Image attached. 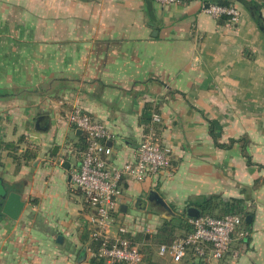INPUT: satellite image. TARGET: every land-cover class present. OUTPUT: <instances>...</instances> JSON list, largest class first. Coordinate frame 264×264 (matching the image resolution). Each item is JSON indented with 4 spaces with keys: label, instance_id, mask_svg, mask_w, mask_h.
Masks as SVG:
<instances>
[{
    "label": "crops",
    "instance_id": "obj_1",
    "mask_svg": "<svg viewBox=\"0 0 264 264\" xmlns=\"http://www.w3.org/2000/svg\"><path fill=\"white\" fill-rule=\"evenodd\" d=\"M254 1L264 18V0ZM231 4L236 21L197 1L0 0V188L23 202L14 218L0 208V264H88L86 211L71 182L82 142L66 119L74 105L106 125L118 163L151 127L170 147L157 175L123 181L114 234L124 228L142 247L138 233L153 241L190 200L234 197L250 235L237 259L215 263L264 264V31Z\"/></svg>",
    "mask_w": 264,
    "mask_h": 264
},
{
    "label": "built area",
    "instance_id": "obj_2",
    "mask_svg": "<svg viewBox=\"0 0 264 264\" xmlns=\"http://www.w3.org/2000/svg\"><path fill=\"white\" fill-rule=\"evenodd\" d=\"M161 5L197 1L204 11L213 17L228 15L238 20L239 10L235 5H220L211 0H155ZM208 6H205L206 3ZM67 121L80 129L86 147L80 154L79 165L71 173V182L81 192L85 209L89 238L97 241V253L107 264H142L144 255L138 243L123 234L119 227L113 233L114 214L123 191V181L140 180L157 175L168 163L170 147L162 143L151 127L138 142L133 159L122 163L112 158L108 144L111 133L106 125L94 119L79 105H74L66 115ZM150 122H161L158 112L152 111ZM192 229L175 237L170 243H158L159 256H167L173 263L186 257L204 261H219L225 256L237 259L245 250V240L250 235L243 209L233 208L220 216L203 214L189 217ZM245 222V223H244Z\"/></svg>",
    "mask_w": 264,
    "mask_h": 264
},
{
    "label": "trees",
    "instance_id": "obj_3",
    "mask_svg": "<svg viewBox=\"0 0 264 264\" xmlns=\"http://www.w3.org/2000/svg\"><path fill=\"white\" fill-rule=\"evenodd\" d=\"M212 2H216L220 5H229L232 1H238L243 4L248 10L251 12L254 20L259 25V27L264 31V18L261 15V6L255 2L254 0H211ZM224 18H229L228 15H221ZM210 130L212 136L215 138L216 134L214 133L213 127L215 125V121L210 120ZM82 139L81 145L79 149L81 152L86 147V141L83 134L80 135ZM236 139L231 138L229 143L232 144ZM220 147H226L224 143H219ZM34 154L29 153L27 157H32ZM248 158V162L250 163L249 155H245ZM241 200L239 198H229L222 199L217 195H210L207 197H202L195 200H190L188 205H195L200 209V214H212L215 216H220L227 211L232 210L233 208L241 209ZM245 212V211H243ZM249 214V211L245 213ZM192 229V225L189 222V217L185 213H179L169 216L168 218H163L160 225L157 227L155 233L152 235V239L156 243H170L175 237L184 235ZM128 236V235H127ZM130 237V236H128ZM148 235L143 233H138L136 235L137 240L147 239ZM98 243L97 241L91 242L92 254L89 257L88 264H107L106 261L98 256L97 253ZM115 264H122L121 262H117Z\"/></svg>",
    "mask_w": 264,
    "mask_h": 264
},
{
    "label": "water",
    "instance_id": "obj_4",
    "mask_svg": "<svg viewBox=\"0 0 264 264\" xmlns=\"http://www.w3.org/2000/svg\"><path fill=\"white\" fill-rule=\"evenodd\" d=\"M208 2L205 4V6H208ZM38 120V119H37ZM38 126V125H37ZM78 132H81L80 129H77ZM82 134V132H81ZM62 165L68 167V161H65L62 163ZM3 192V193H1ZM1 198L3 199L2 202H0V208L1 213H4L8 215L9 217H16L20 208L23 205V202L20 198V195L18 193H15L13 191L6 193L5 189L0 188ZM148 198L150 200H154L156 203L162 205L170 214H173L172 209L169 207V205L164 201V199L155 191H151L149 193ZM186 215L188 217H197L200 215V209L196 206H188L186 207ZM250 220V214L245 215V221L249 222Z\"/></svg>",
    "mask_w": 264,
    "mask_h": 264
},
{
    "label": "rangeland",
    "instance_id": "obj_5",
    "mask_svg": "<svg viewBox=\"0 0 264 264\" xmlns=\"http://www.w3.org/2000/svg\"><path fill=\"white\" fill-rule=\"evenodd\" d=\"M178 213H185V209L184 208L179 209ZM143 242L145 243V245L142 247L140 246L143 252V255H144L142 264H168V262H164V261L162 262L160 259H158L155 256L156 245H157L155 242L153 243L152 240L149 241L148 239H144ZM226 259H228L227 256H225L222 260H226ZM192 261L199 262L200 260L189 257V259L182 260L180 263H170V264H193ZM200 262L201 264H217L215 263L216 261L207 262V261L201 260Z\"/></svg>",
    "mask_w": 264,
    "mask_h": 264
}]
</instances>
